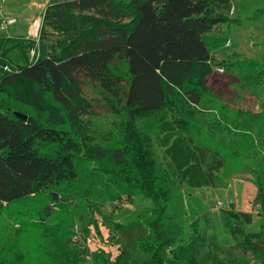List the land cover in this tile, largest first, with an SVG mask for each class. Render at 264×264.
Returning a JSON list of instances; mask_svg holds the SVG:
<instances>
[{
    "label": "trees",
    "instance_id": "trees-1",
    "mask_svg": "<svg viewBox=\"0 0 264 264\" xmlns=\"http://www.w3.org/2000/svg\"><path fill=\"white\" fill-rule=\"evenodd\" d=\"M231 7V0H49L37 38L0 35V218L11 205L44 194L65 204L78 198L91 202L127 196L136 201L137 216L127 223L111 221L117 254L110 257L97 250L96 261L251 264L245 256L251 252L254 264H264V183L261 229L247 231L253 214L230 209L226 217L235 244L214 246L198 222L187 233L168 209L175 180L217 186L227 166V147L212 140L193 142L189 136L186 148L193 150V163L181 166L175 161L163 167L155 159L150 136L137 127L139 120L144 130L157 123L170 127L175 137L168 151L173 154L191 117L169 121V114L203 105L215 66L222 71L237 67L264 80L263 62L216 56L232 43L221 29L234 20L227 15ZM16 48L33 51V59L16 63L9 58ZM89 90L125 117L131 126L129 146L97 142L89 119L95 108ZM16 111L27 114V121ZM261 122L264 126V110L247 127ZM47 214L53 210L47 208ZM20 222L0 247V264H10L6 252L16 259L23 255L33 240L42 242L47 264H72L73 238L44 224ZM204 247L207 255H201ZM19 262L24 263L15 264Z\"/></svg>",
    "mask_w": 264,
    "mask_h": 264
},
{
    "label": "rangeland",
    "instance_id": "rangeland-1",
    "mask_svg": "<svg viewBox=\"0 0 264 264\" xmlns=\"http://www.w3.org/2000/svg\"><path fill=\"white\" fill-rule=\"evenodd\" d=\"M47 1L0 0V25L10 17L17 18V22L8 29H0V35L37 38ZM231 1L232 7L227 15L234 20L221 29L228 32L232 43L217 50L216 56L233 61L240 55L243 59L264 63V0ZM37 21L39 25L34 33L33 26ZM33 56L34 52L29 49L16 48L9 52V58L16 63H24L28 57L32 60ZM214 70L210 76V91L205 94L201 107L189 111L179 108L177 113L180 116L176 112L174 116L169 114V121L175 117H191L188 131L184 132L185 136L181 134L185 139L173 154L168 151L175 137L170 127L157 123L152 130H144L142 120L138 121L137 127L140 134L150 136L155 159L163 167H168L170 162L174 165L175 161L181 166L193 163V150L190 145L191 151L186 148L189 136L193 142L212 140L227 147V166L221 171L217 186H192L175 180L168 213L178 215L185 232L189 233L192 230L190 224L196 221L207 242L229 248L235 240L228 226L226 211L251 212L253 222L245 225L249 232H258L263 221L259 211L264 183V126L261 122L247 127V122L264 110V80L237 67L222 71L215 66ZM89 95L95 104L89 119L97 142L111 148L129 146L127 135L131 126L125 117L110 111L96 90H89ZM245 113L248 114L246 118L240 120ZM252 134L259 138L258 143ZM170 173H174L173 169ZM78 199L65 204V200L58 202L49 194H44L11 205L0 218V247L9 235H14L22 226L20 221L25 220L44 224L48 229L59 231L63 237L73 238L72 264H107L96 261L93 253L102 250L110 257L117 254L116 242L111 239V221L127 223L135 219L136 201L127 196L91 202ZM47 208L53 210L52 215L47 214ZM43 216L47 217L46 220ZM38 242L33 240L28 243L25 253L18 255L17 259L13 253L6 252L5 256L10 264H15L17 260L24 261L19 262L21 264H47V256L40 247L42 242ZM207 251V247L202 248L201 255H207ZM236 252L242 251L237 249ZM245 256L254 264L251 252L245 253Z\"/></svg>",
    "mask_w": 264,
    "mask_h": 264
},
{
    "label": "built area",
    "instance_id": "built-area-1",
    "mask_svg": "<svg viewBox=\"0 0 264 264\" xmlns=\"http://www.w3.org/2000/svg\"><path fill=\"white\" fill-rule=\"evenodd\" d=\"M17 22V18L16 17H10L8 18L6 21H4L1 25H0V29L2 30H6L8 29L9 26H12L13 24H15Z\"/></svg>",
    "mask_w": 264,
    "mask_h": 264
},
{
    "label": "water",
    "instance_id": "water-1",
    "mask_svg": "<svg viewBox=\"0 0 264 264\" xmlns=\"http://www.w3.org/2000/svg\"><path fill=\"white\" fill-rule=\"evenodd\" d=\"M15 114L23 121H27L28 115L20 111H16Z\"/></svg>",
    "mask_w": 264,
    "mask_h": 264
},
{
    "label": "bare ground",
    "instance_id": "bare-ground-1",
    "mask_svg": "<svg viewBox=\"0 0 264 264\" xmlns=\"http://www.w3.org/2000/svg\"><path fill=\"white\" fill-rule=\"evenodd\" d=\"M38 25H39V21L35 22V24H34V26H33V32H34V33L37 32Z\"/></svg>",
    "mask_w": 264,
    "mask_h": 264
},
{
    "label": "crops",
    "instance_id": "crops-1",
    "mask_svg": "<svg viewBox=\"0 0 264 264\" xmlns=\"http://www.w3.org/2000/svg\"><path fill=\"white\" fill-rule=\"evenodd\" d=\"M48 2V1H47Z\"/></svg>",
    "mask_w": 264,
    "mask_h": 264
}]
</instances>
